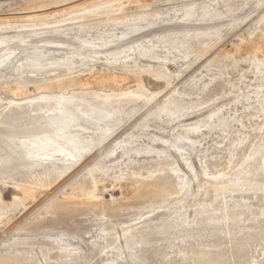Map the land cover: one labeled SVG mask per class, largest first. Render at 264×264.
Masks as SVG:
<instances>
[{
	"label": "rangeland",
	"instance_id": "obj_1",
	"mask_svg": "<svg viewBox=\"0 0 264 264\" xmlns=\"http://www.w3.org/2000/svg\"><path fill=\"white\" fill-rule=\"evenodd\" d=\"M0 264H264V0H0Z\"/></svg>",
	"mask_w": 264,
	"mask_h": 264
}]
</instances>
